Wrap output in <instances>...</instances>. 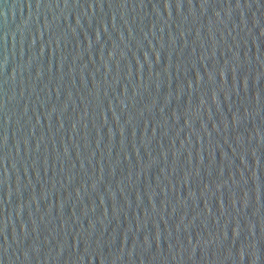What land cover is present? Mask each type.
<instances>
[{
	"label": "water",
	"instance_id": "water-1",
	"mask_svg": "<svg viewBox=\"0 0 264 264\" xmlns=\"http://www.w3.org/2000/svg\"><path fill=\"white\" fill-rule=\"evenodd\" d=\"M0 264H264V0H0Z\"/></svg>",
	"mask_w": 264,
	"mask_h": 264
}]
</instances>
